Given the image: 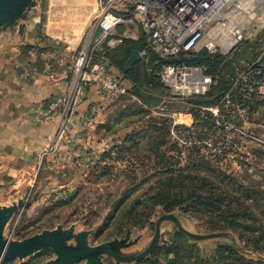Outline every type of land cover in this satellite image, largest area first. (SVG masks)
<instances>
[{"label":"rangeland","instance_id":"1","mask_svg":"<svg viewBox=\"0 0 264 264\" xmlns=\"http://www.w3.org/2000/svg\"><path fill=\"white\" fill-rule=\"evenodd\" d=\"M18 1L14 3L16 12L11 22L4 23L5 16L0 17V121L7 114L21 115L20 119L26 121L27 126L38 128L46 121L51 126L41 147L23 161L28 167L25 172H9L7 162L4 161V165L0 159V209L15 207L3 237L21 241L45 231L71 230L73 236L85 235L88 248L101 249L95 256L103 264H136L180 233L190 239L193 246L200 249V256L208 258L211 264H217L214 262L217 248L226 246L239 251L243 260L264 264V248L261 244L255 245L250 231H212L207 216L186 213L181 205L165 212L162 206L155 204L159 200L157 193L164 188L161 181L168 172V164L172 165L170 169L181 172L189 149L196 144L202 156L199 160L208 164V170H196V173L214 182L219 176L223 177L225 181L219 179L216 185L221 188H226L225 184L230 181L225 176H232L237 187L257 192L251 198L244 196L242 189L233 195L250 207L257 218V227L264 225V110L259 107L247 111L235 102H232L233 107L225 104L223 114L218 107H208L206 110L217 118L216 125L208 130L200 122L193 125V108L187 104L191 97L173 93L160 81L158 92L140 86L141 96H136L132 84L112 66L127 93L104 94L94 85L101 93L98 90L83 110L78 111V108L90 95L71 111L69 131L55 144L58 112L45 116L44 109L58 96L36 101L25 96L26 91L7 93L6 84L9 82V88L15 89L17 85L26 82L31 85L41 77H49L44 67L48 64L52 68L50 57L64 55L69 41L63 38L67 33L60 35L62 39L45 35L42 26L48 0ZM51 2L50 7L57 9L59 0ZM63 3L65 15L71 8L87 13L82 24L72 21L68 25L73 27L71 35L74 37L86 27L85 43L94 34L92 42L81 48L91 53L88 67L103 61L104 45L102 42L96 45L100 37L96 30L97 17L105 8L111 12L121 10V0H67ZM23 7L26 11H22ZM262 11L251 19L241 17L246 19L245 39L228 52L211 44L207 35L205 42L211 45V54L219 56L220 71L225 78L242 75L263 51L264 31L259 30L258 23ZM202 51L210 53L205 49L192 53L199 55ZM42 55H46L45 58H41ZM144 66L154 69L146 61ZM25 74L28 76L24 77ZM70 74L73 78L74 74ZM24 96L30 99L26 111L10 113L16 108L14 103L19 106ZM204 114L201 109V118ZM185 118L188 119L186 124L181 123ZM161 123L165 125L166 134ZM1 128L0 122V131ZM154 141H164L158 146L157 156L165 157L157 167H153L158 162L149 151ZM2 147L0 144V149ZM177 191L175 189L174 193ZM150 198L154 204L149 203ZM135 203L138 205L133 210ZM138 213L146 218L139 225L135 224ZM155 239L157 245L148 251ZM68 243L73 244V240ZM55 259L51 249H43L22 259L1 260L0 264H49ZM188 263L192 264V260ZM77 264H85V260Z\"/></svg>","mask_w":264,"mask_h":264},{"label":"built area","instance_id":"2","mask_svg":"<svg viewBox=\"0 0 264 264\" xmlns=\"http://www.w3.org/2000/svg\"><path fill=\"white\" fill-rule=\"evenodd\" d=\"M253 1L121 0V13L127 17L111 12L109 8L103 9L97 17L96 30L100 37L96 45L102 42L103 45L114 48L124 39H137L143 35L146 48L139 52L141 57L148 49L161 58L168 59L204 49L211 53V45L207 46L205 42L208 35L211 44L228 52L245 39L243 27L248 9L256 10L255 6L258 5V11L253 17L263 9L258 23L259 30L264 31V1L261 0V4ZM241 17L246 19L242 20ZM122 25L125 30L117 34L116 29ZM69 49L70 46L67 50ZM71 51L74 55L70 65V73L74 74L73 82L44 109L45 116L58 112L53 138L55 144L65 138L69 131V115L86 99L91 85H96L104 94H126V88L120 83L121 78L115 76L113 67L105 58L102 57L103 61L88 67L91 54L89 50ZM263 55L264 49L254 64L261 62ZM261 66L257 69L255 66L249 67L239 76V80L245 96L253 97L264 110V68ZM44 70L52 78L50 65L46 64ZM27 76L28 74L24 75ZM159 77L164 87L183 97L203 96L212 85V78L199 67L169 64L162 68ZM225 104L227 107L234 106L228 96L225 97ZM187 116L190 117L188 114ZM186 120L188 119L185 118L181 123L186 124Z\"/></svg>","mask_w":264,"mask_h":264},{"label":"trees","instance_id":"3","mask_svg":"<svg viewBox=\"0 0 264 264\" xmlns=\"http://www.w3.org/2000/svg\"><path fill=\"white\" fill-rule=\"evenodd\" d=\"M124 17L127 16L125 15ZM145 48L146 40L144 36L141 35L137 39H124L114 48H109L104 45L102 57L122 74L124 80L132 84L136 96H141L138 90L140 86L153 90L154 92L160 90L159 74L165 65L204 67L205 71L201 69L206 75L212 78V85L205 95L193 96L191 99H188L187 104L193 108L191 111L195 121L193 125L199 124L200 122L203 128L211 130L216 125L217 118L211 115L206 109H208V107H218L220 108L221 114H223L226 96L230 98L231 103L235 102L237 105L247 109V111L250 109L253 111L261 106L253 97L248 98L245 96L242 91V83L239 80V76L236 77L237 74L228 78L222 76L219 56H213L211 53L203 51L199 55H194L191 51L180 54L175 58L163 59L155 52L147 49L146 54L141 60H136L131 65L127 64V61L132 57L133 51L141 52ZM258 55L256 56L257 58L247 66L245 71L253 66L257 69L262 64L263 66L261 67L264 68V55L261 58V62L254 64L261 56V54ZM145 61L147 65H153L154 69L144 66ZM201 109L205 113L203 118H201L200 115ZM219 121L220 120H218V122ZM161 128L166 134L165 125H162ZM189 139L190 137H188L187 140ZM163 142L161 141L158 143V141H154L150 143L149 151L155 156L156 162H158V164L153 167L160 165L165 157L164 155L157 156L158 146L162 145ZM194 145L189 149L186 165L181 171L182 173H186H178V170L175 171L170 169L172 165L168 164V168H166L168 172L163 174L164 177L161 181V185L164 186V188L157 193L156 197H158L159 200L157 199L155 204L162 206L165 212H170L181 205L182 210L186 213L207 216L212 231L234 229L250 231L255 245L258 246L261 244V247L264 248V225H259V227H257V218L250 207L245 205L241 201V198H237V196L233 195L234 192H240L242 187H237L235 185V178L232 176H225L228 177L230 181L225 184L226 188H221L216 185L219 179L225 181L223 177L219 176L220 178L218 177L217 181L214 182L213 180L202 178L200 174H197L196 170H208V164L203 160H199L202 159V156L199 155V150L196 149ZM211 171L214 172L213 169ZM220 175L224 176L221 173ZM175 189H178V191L174 193ZM242 193L249 198L258 194L247 188L242 189ZM149 203L154 204L153 198L149 199ZM137 205L138 203H135L132 209L135 210ZM137 216L138 219L135 224H138L145 218L143 213H138ZM239 253L240 252L233 247H219L215 252L214 262L217 264H253L251 261L243 260L238 255ZM200 254V249L193 246L190 239L180 233H176L167 245L160 246L149 257L142 259L136 264H189L188 260H192V264H211L208 258H203ZM225 259H228V262H225ZM258 262H255V264H260Z\"/></svg>","mask_w":264,"mask_h":264},{"label":"crops","instance_id":"4","mask_svg":"<svg viewBox=\"0 0 264 264\" xmlns=\"http://www.w3.org/2000/svg\"><path fill=\"white\" fill-rule=\"evenodd\" d=\"M48 1V10L42 26L43 31L46 36H49L54 39H62L60 35L63 34L64 36V33L66 32L68 39H66L67 36L63 39L69 42L66 43L65 53L62 57L60 55H54L53 57H50L51 59H49V61H51L53 71L52 78L41 77L39 78V80H37L35 83H32L31 85L29 84L30 82H26L17 85L15 89H10V83L7 82V93L15 92L12 90H16L18 93L26 91L27 95L25 96H29L28 98H34L36 101H42L45 98L47 100H50L52 99V96H58L60 93L63 92V90L70 87L73 82L74 76L72 78L70 71H68V65L71 64V60L74 56L71 49H81L92 42V39L94 37L93 33L90 35V37H88V42L85 43L86 40L84 39V37L86 34V27L82 29V32L78 36L74 37L71 35L73 32V27L71 25H68L72 23V21L82 24V18H85L87 13H83L80 9L71 8V10L68 11L69 13L65 15L62 9L64 8L63 2L67 0H59L60 4H57V9L50 7L52 2L51 0ZM54 1L56 2V0ZM114 12L120 14L123 17L125 16L121 13V10ZM69 26L70 28H68ZM124 30L125 26L122 25L116 29V32L117 34H120ZM67 44H69L70 46L69 50H67V48L69 47ZM45 56L46 55H42L40 57L45 58ZM98 90L99 89H97V87L95 86L90 87L87 93V97H89L90 95L91 98H88V101H86V103L80 105L78 111L86 108L87 105L85 104H88L91 99H93L94 95H96ZM93 92L94 94H92ZM99 92L101 93L100 90ZM25 96L22 97L23 100L22 103L19 104V106L14 103V106L16 108L11 109L13 110L11 112L9 110L10 113H23L24 111H26L30 99L25 98ZM14 116L9 114L4 115L2 121H0L2 124V130L0 131V144L3 145V147L0 149V159L3 162L2 164H4V161L7 162L9 172L21 174L25 172L28 168L26 167V164L23 161H27L31 157V155L34 154L35 151L39 149V147H41V144L45 141L44 137L47 134L48 129L51 125L46 121L39 125L38 128H33L30 124L27 126L26 121L20 119L21 115L18 117ZM7 224L5 225L4 230Z\"/></svg>","mask_w":264,"mask_h":264},{"label":"water","instance_id":"5","mask_svg":"<svg viewBox=\"0 0 264 264\" xmlns=\"http://www.w3.org/2000/svg\"><path fill=\"white\" fill-rule=\"evenodd\" d=\"M14 3L18 4V0H0V17L5 16L4 23L11 22L15 16ZM15 11V12H14ZM22 11H26L23 7ZM141 58L138 51H133L132 57L127 61L131 65L134 61ZM15 212V207L9 209H0V261L12 260L15 258L22 259L33 256L35 253L43 249H51L56 256L54 262L49 264H77L85 260V264H103L95 255L101 251L100 248H88L86 246L85 235H72L71 230L66 231H45L35 234L21 241H11L3 237L5 225L10 221L11 216ZM69 244L68 241H72ZM157 240H153L148 251L157 245ZM67 243L69 245H67ZM117 247V245L113 246ZM111 254V251L106 250ZM136 259V258H135ZM141 259V257L139 258Z\"/></svg>","mask_w":264,"mask_h":264},{"label":"bare ground","instance_id":"6","mask_svg":"<svg viewBox=\"0 0 264 264\" xmlns=\"http://www.w3.org/2000/svg\"><path fill=\"white\" fill-rule=\"evenodd\" d=\"M254 1H257L259 4H261V0H254ZM254 1H253V2H254ZM255 7H257L256 10L251 11L250 9H248L249 11L246 12L247 15H248V18H252V17H253V14L256 13V12L258 11V5L255 6Z\"/></svg>","mask_w":264,"mask_h":264}]
</instances>
